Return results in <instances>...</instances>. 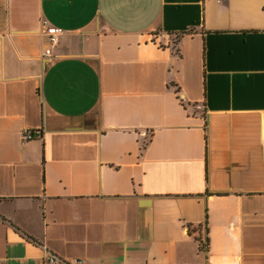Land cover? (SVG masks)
Segmentation results:
<instances>
[{
	"label": "crops",
	"instance_id": "1",
	"mask_svg": "<svg viewBox=\"0 0 264 264\" xmlns=\"http://www.w3.org/2000/svg\"><path fill=\"white\" fill-rule=\"evenodd\" d=\"M46 251L264 264V0H0V264Z\"/></svg>",
	"mask_w": 264,
	"mask_h": 264
},
{
	"label": "built area",
	"instance_id": "2",
	"mask_svg": "<svg viewBox=\"0 0 264 264\" xmlns=\"http://www.w3.org/2000/svg\"><path fill=\"white\" fill-rule=\"evenodd\" d=\"M63 33V29L59 27L49 26L45 27L42 31L43 36L46 39V43L42 52V56L49 57L52 54V48L57 45L60 35ZM40 131H24L22 133V140H30L39 135ZM63 259L57 257L50 251H46L43 257V264H62ZM74 264L79 263L77 260L72 261Z\"/></svg>",
	"mask_w": 264,
	"mask_h": 264
}]
</instances>
